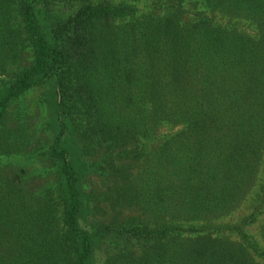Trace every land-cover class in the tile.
<instances>
[{"label": "trees", "instance_id": "1", "mask_svg": "<svg viewBox=\"0 0 264 264\" xmlns=\"http://www.w3.org/2000/svg\"><path fill=\"white\" fill-rule=\"evenodd\" d=\"M47 84L58 169L0 174V264H264V0H0V161L23 149L10 108ZM102 198L147 218L94 223Z\"/></svg>", "mask_w": 264, "mask_h": 264}, {"label": "rangeland", "instance_id": "2", "mask_svg": "<svg viewBox=\"0 0 264 264\" xmlns=\"http://www.w3.org/2000/svg\"><path fill=\"white\" fill-rule=\"evenodd\" d=\"M10 111L11 114L9 115V119H7L9 127L14 129L18 123V125L25 124V129L20 132L23 139H21L22 144L19 147L23 149L20 152H14L15 154L9 156V158L0 161V174L5 178L14 180V183H26L27 186H37L38 181L43 177L47 178V180L54 179L56 175L55 170L58 169V166L52 162L53 160L49 154L45 152L41 153L47 147L49 148L57 130V126L54 124L55 105L50 85L47 84L32 89L23 95L20 100L14 102ZM18 127L19 129L21 128L20 126ZM165 131L167 130H158L159 133ZM13 140L16 141L14 137ZM66 145L69 147L74 165L83 170V172L89 173L91 175L89 178L93 183L99 184L102 181H107V184H111V178L116 180L114 173H111L109 171L110 168L104 164V160L108 157V153L104 149H97L86 153L81 146L82 144L73 139H70ZM104 165V169H100V166ZM43 171L42 175L44 176L42 177L39 172ZM134 171L138 172L139 167L134 168L132 172ZM122 172L117 171V177L120 178ZM125 180L123 182L118 181L117 185L123 186L131 182L130 180ZM113 186H115L114 183ZM98 191H101V189ZM253 198L254 194L248 201H244L235 211L234 217L250 212L254 205ZM134 200L136 201L135 198ZM141 203L143 204L142 201ZM97 205L96 210H93L89 215L90 220L94 223L107 222L116 225L123 220L131 218L138 219L141 217L146 219V215L148 214L136 202L129 206L125 204L123 205V209L119 210L110 209L107 206V200L103 198L97 201ZM95 259L98 264H101L98 260L100 259L101 261L99 256H96Z\"/></svg>", "mask_w": 264, "mask_h": 264}]
</instances>
